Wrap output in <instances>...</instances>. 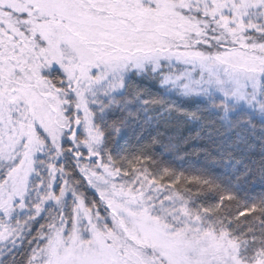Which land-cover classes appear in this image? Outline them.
<instances>
[{"label":"snow or ice","instance_id":"snow-or-ice-1","mask_svg":"<svg viewBox=\"0 0 264 264\" xmlns=\"http://www.w3.org/2000/svg\"><path fill=\"white\" fill-rule=\"evenodd\" d=\"M153 124L203 166L121 155L122 128ZM257 183L264 0H0V264H264Z\"/></svg>","mask_w":264,"mask_h":264},{"label":"trees","instance_id":"trees-1","mask_svg":"<svg viewBox=\"0 0 264 264\" xmlns=\"http://www.w3.org/2000/svg\"><path fill=\"white\" fill-rule=\"evenodd\" d=\"M165 71H167L165 69ZM143 85L148 89L151 93V96H146V99L156 98V99H165L168 101H173L179 107L187 109L188 111H192L196 107L195 99L181 96L176 90L174 91H165V88L161 87L159 81L145 80L142 82ZM176 115L175 113L173 114ZM189 129H191L194 134L196 131V127L192 124L184 123L180 120H173V130L180 131L183 135H189ZM162 130V129H160ZM157 135V127L153 124L151 127L148 125H144L143 127H138L136 125H129L127 127L122 128L120 134L116 137L118 142V149L121 150V155L127 152L128 154L138 153L140 148L147 146L150 155H152L159 167L162 169L163 167H169L176 172H185L186 174L193 170L194 168H199L203 166L202 160H197L195 156L187 157L185 159L178 158L177 154L170 153L166 151L165 144L166 140L163 144L157 143L152 144V139ZM76 176L79 177V173H76ZM84 195L87 197L86 203H90L93 199L99 200L98 195L90 188L86 182H84L83 186L79 189ZM245 191L249 195H258L262 191H264V186L260 184H255L251 186H246ZM58 192V189H57ZM243 196L244 192L238 193ZM71 196V195H70ZM71 200L72 197H68L69 203V212L71 211ZM47 216V213H45ZM41 223H44V220H41ZM39 225H33V235L35 234V229L38 228Z\"/></svg>","mask_w":264,"mask_h":264},{"label":"rangeland","instance_id":"rangeland-1","mask_svg":"<svg viewBox=\"0 0 264 264\" xmlns=\"http://www.w3.org/2000/svg\"><path fill=\"white\" fill-rule=\"evenodd\" d=\"M180 68H183V66H179ZM167 70V69H166ZM175 89H169V91H174ZM93 191L95 192V190L93 189ZM96 193V192H95ZM98 195V193H96ZM68 197H71L70 194L68 195ZM67 197V199H68ZM99 197V196H98Z\"/></svg>","mask_w":264,"mask_h":264}]
</instances>
